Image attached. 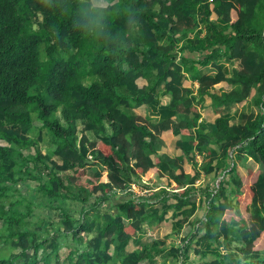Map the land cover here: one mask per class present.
I'll return each mask as SVG.
<instances>
[{"label": "trees", "instance_id": "obj_1", "mask_svg": "<svg viewBox=\"0 0 264 264\" xmlns=\"http://www.w3.org/2000/svg\"><path fill=\"white\" fill-rule=\"evenodd\" d=\"M103 1L109 9L94 11V0H0V140L7 142H0V264H39L47 248L59 264H107L113 245L120 264L151 263L165 238L126 247L175 204L173 231L185 222L193 230L171 247L182 261L192 258L197 237L213 251L204 264H264V0ZM100 13L102 29L94 24ZM223 59L239 65L230 69ZM208 63L215 73L201 72ZM146 68L157 72L140 84ZM184 71L198 79L197 94ZM223 80L234 86L217 90ZM162 83L172 95L167 104L159 99ZM206 96L218 113L211 131L199 122ZM142 103L160 117L135 112ZM43 128L56 138L51 152L39 146ZM179 132L186 137L177 145L189 159L208 148L201 164L207 173L219 154L230 156L239 145L263 167L224 174L216 188H203L202 210L190 220L194 205H186L200 172L190 175L182 157L159 152ZM156 172L178 191L132 189ZM29 179L37 184L23 192L18 183ZM116 190L129 197L111 201ZM40 201L52 213L35 219ZM234 241L240 257L222 251Z\"/></svg>", "mask_w": 264, "mask_h": 264}, {"label": "crops", "instance_id": "obj_2", "mask_svg": "<svg viewBox=\"0 0 264 264\" xmlns=\"http://www.w3.org/2000/svg\"><path fill=\"white\" fill-rule=\"evenodd\" d=\"M213 67L214 66L212 65V63H208V64H205V65L201 66L200 70H201L202 73H215L216 72V68L215 67H214L215 70H210V68H213ZM148 69H151L152 71L148 72ZM146 72H147V75L145 74V75H142V76H140L138 78V82L140 84H147L149 82L150 72L154 76V74L157 72V69L156 68H146ZM184 76H188L190 79H192L194 81V83H193V91L192 92H193V94H197V91H198L197 89H198V85H199L198 79H196L195 76L192 73L187 72V71H184ZM233 86H234V84H232V83H230V82H228L226 80H223V81L217 83L215 85V88L217 90H219V89L228 90V89L232 88ZM158 89H159V92H160L159 93V99H160L161 104L169 103L170 100H171L172 95H171L170 92H164L163 91L164 83L160 84L158 86ZM211 103H212V98L209 97V96H206V99L204 100V102L198 105L199 109H200V112L202 114L201 117L199 118V122L200 121L203 122V124L200 125V127L203 128V129L205 128V129L210 130V131L214 128V121H215L216 116L218 115V113H216L214 111ZM247 103H245L242 106V110L244 112L250 111V109L249 110L244 109V106ZM253 106H254V104L252 105V107ZM133 109H134L135 112L140 113V114H142L144 116H150L152 120H157L160 117V114L158 113V108H155V107H152V106H148L147 103H142L140 105H137ZM229 110H230V108H229L228 105L223 106V109H222L223 112H226V111H229ZM81 125L83 126V124H81ZM195 131H196V128L194 127L193 128V134L195 133ZM85 132L90 136V138H96L97 137V135L91 129H86ZM185 137L186 136L183 135L182 132L173 133L172 137L170 138L168 143L163 145L161 147V149H159V152L160 153H167L170 156L182 157L183 166H184L185 172H187L190 175L195 174L196 171L200 172L198 177H197V179L195 180V183H194L197 190L194 189V191L191 192V194L189 195V198L192 201V203H189L188 205H186L188 208H191L192 205H194V209L192 208L193 210L191 209V210H189L187 212V214L189 215L190 220H191L195 216L194 212L198 211V208L202 207L203 203H202L201 197H202L203 188L208 186L209 189L210 188L212 189L213 188L214 179L216 177L220 176L222 174V171L226 170L225 177H227V178H230V176L233 175L237 171L239 173H241V174L246 173L249 166L247 165L245 167L244 162L247 161V159H249V158H247L246 149H243L244 146L243 145H239V146L235 147L231 151L230 156H224V155L219 154L217 156V158L214 160V163L216 164L215 169L212 172L207 173V172L203 171V169L201 168V164H202L204 158L206 157V150L208 148L204 149L202 151H200V150L193 151L191 153L192 158L189 159L187 157V155L184 153V151L182 150V148H180L177 145V141L179 139L184 140ZM211 146L213 148H216V149L219 150V146H218L217 143H213ZM248 155H250L248 157H250V159H252L251 154H248ZM152 156L155 157L154 154H152ZM233 165H236V167H234L235 168L234 171L232 170ZM97 167H98V165H95L93 169H97ZM254 169H256V168H254ZM174 183H175V181L173 179H169L166 175H162L161 176V175L158 174V172H156L153 175L152 179L149 180V181L133 182L132 189L135 192L138 191L137 193L139 194L140 190H142L143 188H146L147 191L144 192V194H149V193H155L160 188H165L166 187L168 189H172V190H168L167 189L168 192L171 193V192H174V191H178V189L180 188V187H176V188L173 187ZM138 189H140V190H138ZM229 189H230V187H229ZM128 197L129 196L126 195V193L124 191L116 190V191H114L111 194V201L117 202L119 200H122V199H125V198H128ZM153 200H154L153 204L155 206H159V207L162 206V200L155 199V198ZM169 201L175 202L176 199H175V197L171 196ZM156 202H159V205H156L155 204ZM110 204L111 203H108V205H110ZM176 208H177L176 204L173 205L172 207H170L169 212H168V214H169L168 218L163 219L160 223H158V225L163 226V224H162L163 222H170L171 221V225L173 226V223H172L173 222L172 212L174 210H176ZM192 231L190 229L189 222H185L183 224V226L181 227V229L177 231V233L179 232L180 239H181L182 236H184L188 232L191 234ZM172 234H176V232L173 231V229L169 232L168 237L172 236ZM196 240H197V237H195L193 239V244H192V249H191L190 254H191L192 259H194V257L196 259L198 258V262H200V264H204V263H202L203 260L201 258H199V257H201V256L203 257V255L206 254V250H208L210 247L208 245L204 246L205 244H202V243H195ZM136 243L139 244L140 242L139 241L138 242L131 241L127 245L126 248L128 250L134 249L132 245L133 244L135 245ZM165 243H166V238H165ZM195 247H198V249L200 251V254H197V255L194 254V250L193 249ZM207 253H208V251H207ZM211 254L208 253L207 257H204V258L206 260L212 259Z\"/></svg>", "mask_w": 264, "mask_h": 264}, {"label": "rangeland", "instance_id": "obj_3", "mask_svg": "<svg viewBox=\"0 0 264 264\" xmlns=\"http://www.w3.org/2000/svg\"><path fill=\"white\" fill-rule=\"evenodd\" d=\"M101 2L105 3V1H103V0H101ZM223 61H224L225 65L228 66L230 69H232L234 66L239 65L238 60L229 61V60L223 59ZM210 70H215V68L214 67L210 68ZM149 71H152V70L148 69V72ZM149 77H153V74L151 72H150ZM90 80L87 79L86 81L88 82ZM253 104H254V98L250 99V101L244 106V109H246V110L251 109ZM34 119H35L34 120L35 124L37 126L40 125L41 122L35 116H34ZM81 124H82L81 122H78L79 129L82 128ZM37 132L38 131L36 129H33L30 131V134L32 136H34L35 134H37ZM42 133H43V139L39 142V146L43 150L51 152L52 149L56 145V138L49 131L48 128H43ZM0 142L7 143L5 140L4 141L0 140ZM32 151H34L33 147L24 149V152H26V153L32 152ZM246 152H247V158L250 159V157H248V156H250V155H248L250 153L247 150H246ZM249 159H247V161ZM247 161L244 162L245 167L247 165L252 166L254 168H262L263 167L262 163L253 157L248 162ZM225 171H222V174L214 179L213 188H216L217 184L220 183V180L223 177V175L225 174ZM36 184H37V181L32 180V179L26 180L25 182L18 183V185L21 187L23 192H27L30 187H32L33 185H36ZM166 189H168V188H166ZM138 190H140V189H138ZM168 190H172V189H168ZM136 192H138V191H136ZM140 194H144V192H142ZM34 197H35V194L33 192V193H31L30 198L33 199ZM155 204L159 205V202H156ZM201 208L202 207L198 208V212L202 210ZM34 210L36 212L35 219H37V216L39 214L47 215V214L52 213L51 208L46 206V204L42 203L41 201L38 205L35 206ZM45 224L46 223H43V225H45ZM162 224H163V226L158 225V223L155 220L154 221H148L145 223L146 231L143 232L141 238L139 239L140 243H150L153 239H157V238H166V243L160 244L161 251L159 254H157V256L153 262L148 263L146 260H142L141 264H174L175 262H177V264H200V262H198V258L196 259L195 257H194V259L188 258V260L182 261V256H179V257L175 256L171 247L177 246L180 243V234H179V232L177 233L178 230H175L176 234H172V236L168 237L169 232L173 229V226L171 225V221L170 222H163ZM138 245L139 244L136 243L135 245L133 244L132 246H133V248H136ZM206 245L209 246L208 243H205L204 246H206ZM239 245H240L239 242L234 241L231 243L230 247H228V248L223 247L222 251H224L225 254L228 255L229 257H240L241 254L238 251ZM2 246H4L3 243L0 244V247H2ZM63 249H64V247H63ZM209 250H210V248L208 250H206V254H204L203 257H199V258L202 259L204 257H207L208 253L211 254L213 252V251L210 252ZM110 251L112 252L113 257L107 262V264H120V261H119L120 260V258H119L120 253H118V248L116 247V245H113L111 247ZM207 251H208V253H207ZM48 254H50V256H48ZM40 255H41V258L39 260V264H59V262L56 260L55 250H53L52 248H47L44 251H41ZM211 256H214L213 253L211 254Z\"/></svg>", "mask_w": 264, "mask_h": 264}, {"label": "clouds", "instance_id": "obj_4", "mask_svg": "<svg viewBox=\"0 0 264 264\" xmlns=\"http://www.w3.org/2000/svg\"><path fill=\"white\" fill-rule=\"evenodd\" d=\"M110 5L107 3H102L101 0H94L93 4H92V9L95 11L96 9H104L107 10L109 9ZM104 19V16L102 13H100L96 19L94 20V24L99 27L100 29L103 28V25L100 24V21ZM92 27L90 26V28L88 29V32L90 33L92 31Z\"/></svg>", "mask_w": 264, "mask_h": 264}, {"label": "built area", "instance_id": "obj_5", "mask_svg": "<svg viewBox=\"0 0 264 264\" xmlns=\"http://www.w3.org/2000/svg\"><path fill=\"white\" fill-rule=\"evenodd\" d=\"M147 189L146 188H143L142 190L139 191V194L142 193V192H146Z\"/></svg>", "mask_w": 264, "mask_h": 264}]
</instances>
